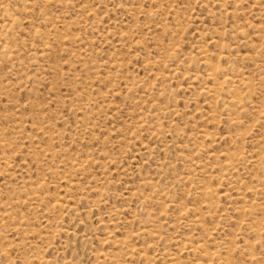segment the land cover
<instances>
[{
	"label": "rangeland",
	"instance_id": "rangeland-1",
	"mask_svg": "<svg viewBox=\"0 0 264 264\" xmlns=\"http://www.w3.org/2000/svg\"><path fill=\"white\" fill-rule=\"evenodd\" d=\"M0 264H264V0H0Z\"/></svg>",
	"mask_w": 264,
	"mask_h": 264
}]
</instances>
